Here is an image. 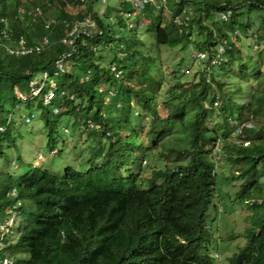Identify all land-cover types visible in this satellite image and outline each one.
Instances as JSON below:
<instances>
[{
	"label": "trees",
	"instance_id": "16d2710c",
	"mask_svg": "<svg viewBox=\"0 0 264 264\" xmlns=\"http://www.w3.org/2000/svg\"><path fill=\"white\" fill-rule=\"evenodd\" d=\"M163 1H148L137 16L154 30L157 47H193L206 57L200 65L201 88H184L164 99L169 108L165 119L155 106L157 58L137 35L115 39L106 24L107 17L114 24L118 13V26L124 28L126 14L132 17V3L126 2L129 8L122 3L107 16L95 10L96 0H33L30 5H25L27 0H0V18H7L14 32L12 41L0 45V263L216 264L220 257L209 250L213 212L218 242L223 243L218 232H225L230 241H246L228 264H264V200L255 199L264 197V75L259 64L250 61L253 56L244 60L237 49L244 38L257 50L263 47L264 0H173L168 7L171 19H166ZM34 5L43 8V16L19 11ZM85 5L89 9H83ZM178 16L187 25L178 24ZM86 17L95 23L92 33L81 35L64 61V74L56 75V61L71 50L61 42L65 23ZM127 27L135 30L128 22ZM21 34L29 45L47 36L51 46L26 56L8 54L5 46H16L14 40ZM106 48L112 52L108 66ZM101 52L104 56H98ZM116 61L123 65L118 78L109 68ZM44 71L58 78L48 104L43 102L48 90L40 97L29 94L31 81ZM95 77L103 79L97 86L84 81ZM239 79L257 80L259 89L246 105L236 106L233 87ZM19 89L26 100L16 96ZM31 99H38L39 117L30 110ZM23 103L30 113L20 118L14 133L13 110ZM6 104L11 111L7 117ZM134 107L142 113L139 121H134ZM211 116L222 120L213 123ZM35 118L47 132L46 150L55 149L52 163L60 165L61 175L26 163L19 152L22 126L30 132ZM165 120L169 127L178 125V131L168 130ZM81 123V133L70 141L90 143V155L88 165L73 166L67 156L70 147L63 146ZM137 146L142 147L140 154ZM12 148L18 155L17 171L5 153ZM156 154L163 165L153 162ZM217 156L225 157L224 168L231 174L217 171ZM138 159L139 169L134 170ZM140 170L144 176L136 172ZM234 178L244 182L232 199L222 195L220 187L230 186Z\"/></svg>",
	"mask_w": 264,
	"mask_h": 264
},
{
	"label": "rangeland",
	"instance_id": "374dc122",
	"mask_svg": "<svg viewBox=\"0 0 264 264\" xmlns=\"http://www.w3.org/2000/svg\"><path fill=\"white\" fill-rule=\"evenodd\" d=\"M128 0H96L95 2V10L99 13V14H105L107 16H111V14L108 15V13H110L111 10H114L115 8L118 9L120 7V5L123 3L124 6L126 8H129V5L126 3ZM33 3V0H27V2H25V5H30ZM173 0H165L163 1L164 4V9L166 10V19H171V12L168 11V7L169 5H172ZM139 9H137L136 11H133L132 13V17H129V14H126V18L127 20L124 22V28H120L118 26V17L119 14L115 13V17L114 18V24L110 25V17H107L106 20V24L108 26H111L113 28V33L115 36V39H118L119 37H123L124 41H127L128 39H130V37H134V35H137V37H139L141 39V41L145 44L146 48L149 47L150 52L149 54L154 56L155 58H157L156 60V67L153 70L154 73L153 75L156 77L157 82H160V85L158 87V91L157 92V97L156 99V103L155 106L156 108H158L160 110V112L164 115V119L168 118L166 117V113H167V109L168 106L163 104L164 99H166L168 96L172 97V94L175 93H181L182 90L184 88H188L191 90V88H193L194 86H198L197 89H200V75L202 72V68L201 66L203 65V62L201 61V59H205V56H200L202 53H200L199 51H197V49L190 47L189 50H181V48H175V49H171L168 48L166 46H160L157 47L154 38H155V33L154 30L151 29V27H148V21L145 22L144 19H141L137 16H139L141 14V11L143 9V6L138 7ZM83 9H89L87 5H85L83 7ZM80 10H76V12H79ZM77 15V14H76ZM257 13L255 12L253 17H256ZM80 16V15H78ZM76 16V17H78ZM222 17V16H221ZM229 17V16H226ZM223 18V17H222ZM225 19V18H223ZM127 22L129 27L135 26V30H133L132 32L128 29L127 27ZM94 24V22H93ZM210 24V23H208ZM197 31V30H196ZM198 33V31H197ZM196 33V34H197ZM243 39V38H241ZM244 41H242V45H237V49H239L242 52L243 58L244 60L249 58L250 56H253L254 59H250V61L252 62H257L260 66L259 68V72H261V74L264 75V43H262V48L260 50H257V46L256 44L253 42L251 43L250 39H243ZM251 44H252V48H251ZM114 46H118V42L117 40L114 41L113 43ZM150 45V46H148ZM250 47V50L246 51L247 48ZM224 48L220 47V51H222ZM226 51V49H225ZM103 54L102 52L98 54L101 55ZM105 54H106V58H105V65L108 66L109 63L111 62V56H112V52L110 50H108L107 48L105 49ZM122 56L124 53H121ZM104 56V55H101ZM202 57V58H200ZM216 62V61H213ZM182 63V64H181ZM115 65L110 66L109 68L111 70H113V68L115 70V77L118 78L120 77V75L123 72L122 69V63L119 62H115ZM201 65V66H200ZM200 68V69H199ZM125 72H127V70H125ZM250 72V71H249ZM252 72V71H251ZM208 74V72L206 73ZM209 75V74H208ZM40 79H42V77H40ZM51 80L56 81L58 80V78L56 76L52 77L51 76ZM87 81L88 86H96L99 85L98 83L102 82L103 79H99L98 77L95 78H88V80H84ZM231 81V80H230ZM228 81L230 84L231 82ZM206 82H209V79H206ZM179 83V84H178ZM242 85L243 88V93L240 94V85ZM177 85L182 86V89H178ZM47 86V84H46ZM19 88V87H18ZM234 95H235V101H236V106L239 105V103H244L245 105L248 103V101H250V94L252 92H256L259 89V82L257 80L254 79H247L244 81L236 80L235 84H234ZM231 90V89H230ZM23 89H19L16 90V96H22ZM100 91H102L100 89ZM110 92H114V89H109ZM38 103V99H31L30 101V105H31V111L34 114V116H38L40 115L37 112L39 110L36 109ZM27 104L23 103V104H16V106L14 107L13 110V119H14V124L13 127V131L14 133H16L18 131L17 125L20 122V118L21 117H25L27 115H29L30 110L27 108L26 106ZM165 107V108H164ZM216 107V106H214ZM5 115L6 117L8 116V114L11 113V111L9 110L10 106H8L6 104L5 107ZM55 108V107H53ZM135 109V120H140L139 118L142 117V113L140 114L139 108L138 107H134ZM166 109V110H165ZM39 117V116H38ZM139 117V118H138ZM9 119V118H8ZM25 119V118H24ZM38 118H35V121L32 125L28 126L30 128V132L26 131V124H23L22 126V141H20L19 145L21 146V148H19V152L20 154L23 156L24 161L26 163H30V164H34L35 166H47V169L51 172L57 173L59 175L62 174V171H58L57 169L60 165H57L55 163H52V161H54V158H56V154H55V149L52 150V152H48L46 150V146H47V132L44 129V125L43 123H35L37 122ZM81 119V118H80ZM144 119H148L146 116H144ZM211 119L214 120L213 123H218L220 122V120H222L220 117L218 116H211ZM73 120V117H71L68 121L71 122ZM82 120V119H81ZM17 123V124H16ZM139 123V122H138ZM138 123H134V126L136 128ZM209 124L210 128H213L215 126V124ZM168 124V120H165V125L167 126ZM140 125V124H139ZM170 126V125H169ZM168 127V130H171V132L173 130L178 131L177 129L179 128L178 125L176 126H171ZM237 127H239L237 125ZM236 127V128H237ZM172 128V129H171ZM68 128L65 127V131H67ZM83 129V123H81L79 125V128L77 129L75 134H70V138H67L66 144H64L65 146H63V148L65 147H70L67 156H68V160L71 163V165L73 166H78V165H88L85 164L89 158L90 152L88 147L90 146V143L88 144H83V143H79V142H73L70 141L71 137L74 136V139L76 136H78L81 132V130ZM39 130V131H38ZM43 131V132H42ZM69 135V134H67ZM143 135V134H142ZM170 136H175L170 135ZM17 139V135L15 136ZM69 137V136H68ZM173 138V137H172ZM19 140V139H18ZM169 143H167L168 145ZM8 143L5 144L4 147H8ZM222 145V143H221ZM77 146V147H75ZM79 147V148H78ZM142 147L137 146L136 147V151L137 153L140 154V152L142 151L141 149ZM5 153L9 154L11 156L12 159V165H13V169L14 171H17V166L19 165L17 162V153L15 149H9L6 150ZM156 153H159V151H156ZM221 153V152H220ZM159 154H156V157L153 159V162H158L159 165H163V161H159ZM217 159L219 161V164L217 167H219V169L217 171H223V173H226V175L231 174V170H225L226 168H224L225 165V157L223 156H217ZM139 162V159L135 161V164L137 165ZM165 162V161H164ZM65 163V162H64ZM61 164V163H60ZM143 164H145V161L143 162ZM262 167H264V164L261 165ZM138 165L135 167L134 166V170H138ZM262 173V176L264 177V168H262V170H260ZM138 172L139 176H144L145 174L143 173V170L140 171H136ZM234 172V171H232ZM147 176V175H146ZM244 182L243 179H233L231 182L230 186H226L225 188L220 187V193L222 195H227L228 197H234V199L236 198L237 193L240 191V187L241 184ZM260 185L263 187L264 189V178L260 181ZM240 186V187H239ZM256 200L259 199V201L264 200V197L262 196H257L255 198ZM213 212L211 213V216L209 218V232H210V243H209V250L211 252H216L219 255V259L215 260L216 264H228L229 263V257L233 254L236 253L242 246L245 245L246 241H244L243 239H233V241H230V239H227L226 233L225 232H218L219 236L221 237V240L223 241V243L218 242V239L216 240V223L213 222ZM214 236V237H213ZM9 263V261H7V264ZM0 264H6L5 262H1Z\"/></svg>",
	"mask_w": 264,
	"mask_h": 264
},
{
	"label": "built area",
	"instance_id": "2783aa9c",
	"mask_svg": "<svg viewBox=\"0 0 264 264\" xmlns=\"http://www.w3.org/2000/svg\"><path fill=\"white\" fill-rule=\"evenodd\" d=\"M85 1L87 0H82V2H85ZM148 1H152V0H128V2L132 3L133 5V9H134L133 11H136L137 9H139L138 7H141V6H143L144 8L145 4ZM19 11L21 12V14H28L34 17H40L44 15L43 8L40 5H34V6H31L30 8L22 7L19 9ZM175 21H177L178 24L187 25V23L182 22L179 16L175 18ZM52 22H53V19L46 21L45 27L50 28V25ZM93 22L94 21L92 19H90L89 17H86L82 21H75L73 24L65 23V28L67 32L65 36L62 37L61 42L62 44L70 47L71 50L63 54L62 57L56 61L55 63V67H56L55 74L56 75L64 74L65 72L64 61L69 59L72 56V53L76 49L77 41L81 37V35H90L92 33L91 28L95 25V23L93 24ZM0 24L5 25L4 27L0 26V45L4 46L5 40H10V41L13 40L14 32L8 27L7 18H0ZM236 33L238 35L240 34L238 32ZM14 41H16V46H13V47L5 46L8 54L10 55L26 56L34 52L43 51L45 49L50 48L51 46L50 39L47 36H44L43 38L38 40L36 43H33L32 45L27 44L26 37L22 34L19 35ZM225 43L226 42H224V44ZM220 47L224 48L223 45H221ZM224 51H225V48L222 51H220V48H219V53H223ZM202 55L205 56V54H201L200 56ZM213 61H216V60H213ZM213 63H216V62H212V64ZM115 70L116 68L115 69L113 68L112 71L115 73ZM40 77H42V79H40ZM206 79H209V76H207ZM55 88H56L55 81H52L50 78V74L47 71H44L42 75H39L38 77L34 78L31 81L29 94L32 98L40 97L42 93L44 92V90H48L47 92L43 94V102L45 104H48L50 103L51 100L54 99L53 91L55 90ZM17 97L22 100H26L28 96L26 94H23L22 96H17ZM25 121L29 122L30 121L29 117H26ZM0 131H3L2 127H0ZM235 131H236V134H240L241 133L240 127H237ZM218 148H219L218 150L220 151V147ZM3 228L4 227L2 226V229ZM3 262L7 264V261H3Z\"/></svg>",
	"mask_w": 264,
	"mask_h": 264
}]
</instances>
